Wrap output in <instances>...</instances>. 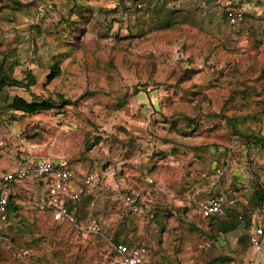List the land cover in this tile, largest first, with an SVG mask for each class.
Segmentation results:
<instances>
[{
    "label": "rangeland",
    "instance_id": "obj_1",
    "mask_svg": "<svg viewBox=\"0 0 264 264\" xmlns=\"http://www.w3.org/2000/svg\"><path fill=\"white\" fill-rule=\"evenodd\" d=\"M81 1L74 16L73 0H0V60L18 81L37 77L0 96V176L49 160L100 178L74 209L82 230L41 208L42 182L13 186L21 209L0 236V264H112L125 241L153 264H264L243 240L247 219L264 223L253 207L264 190V0H200L206 16L189 0H146L125 16L124 0ZM242 5L239 24L218 16ZM15 96L65 102L24 116L7 107ZM131 194L148 213L124 204ZM216 196L223 222L238 219L232 232L201 216Z\"/></svg>",
    "mask_w": 264,
    "mask_h": 264
},
{
    "label": "built area",
    "instance_id": "obj_2",
    "mask_svg": "<svg viewBox=\"0 0 264 264\" xmlns=\"http://www.w3.org/2000/svg\"><path fill=\"white\" fill-rule=\"evenodd\" d=\"M246 9H234L229 11L230 24L236 25L244 21ZM79 180L76 172L56 165L52 161H36L27 168H18L0 176V230L8 221V207L12 199V187L25 180L33 179L42 182L40 187L44 189L41 197V208L51 214L55 223H66L75 229L82 230L69 207L81 200L86 191L100 182L99 176L90 172ZM124 204L136 215L148 213L147 206L142 204L137 196L126 195ZM223 198L211 199L201 204V215L210 217L223 214ZM256 226V227H255ZM90 233L99 234L100 227L92 222L87 227ZM250 246L260 254L264 251V223L255 222L249 235ZM114 258L112 264H151L149 251L145 247L130 248L124 244L114 246ZM256 264V263H253Z\"/></svg>",
    "mask_w": 264,
    "mask_h": 264
},
{
    "label": "trees",
    "instance_id": "obj_3",
    "mask_svg": "<svg viewBox=\"0 0 264 264\" xmlns=\"http://www.w3.org/2000/svg\"><path fill=\"white\" fill-rule=\"evenodd\" d=\"M76 1V5L73 6V8L75 7L76 10L78 9V13H75L74 16H82V1L81 0H73ZM150 1L149 3V8H167V7H171L173 2L176 1H182V0H148ZM191 5L196 8L197 12L200 15H207L209 13H211L212 11V7H210V3L207 2H201L200 0H189ZM254 0H250V2H252ZM135 4H132V2L130 1H126L124 0L122 2V4H120L119 7H123L120 8L118 12H122V15L125 16L126 12H128L129 10H135L136 12H142L145 7H146V0H136ZM134 5V6H133ZM118 7V8H119ZM73 8L71 10H73ZM242 8V6H239L237 9ZM234 10V9H233ZM231 10H222L219 12L218 16H222L223 19H225L227 22H229L228 19V13ZM71 12H69L68 14H70ZM215 14V13H214ZM247 13L244 14V20L247 17ZM69 16V15H68ZM169 21H166V24H168ZM6 65H7V61L5 59L0 60V96L6 91L7 88H11V87H16V88H23L26 91H30L31 87L35 86L37 84V77L35 76V74H33L31 71L26 73V77L24 80L22 81H18L16 79L13 78V73H11L10 71L7 72L6 70ZM60 72H61V67H60V62H57L55 65H53L51 67V72L50 75L48 76V80L49 81H53L55 80L58 76H60ZM64 99L60 98V101H54V100H50V99H39V98H34L33 101H28L25 98L19 97V96H15L13 98H9L6 101L7 107H9V109L12 112H18L21 113L22 115H36L42 112H48V111H52L59 106L58 103H64ZM261 142L264 143V140H262ZM64 168H67V165H61ZM71 170V169H70ZM73 171V170H72ZM133 195V194H131ZM224 196H216L213 197L212 199H217V198H223ZM18 198L17 195H12V199L11 202L9 204L8 207V212H9V217H8V221L7 224L5 226H2L1 230H0V236L1 234L4 233V231L11 229V224L13 223L14 219H16L15 217L19 216V211H20V206L15 202V199ZM83 198V196H82ZM82 198L80 201L73 203L70 205L69 210L70 213L73 214L76 222L78 223L79 226H81V220L82 218H80L79 214H75L74 213V209H79L80 207L82 208ZM211 200V199H210ZM209 201V200H208ZM226 199L223 198V214H221L220 216L215 215V216H210V217H203L202 218L204 220H208L211 222V224H215L218 225V227H220V233H229L234 231L237 227H238V219L237 217L231 218L229 215L228 217H230V221L229 222H223V218L227 215V209H226ZM206 202V201H205ZM253 207L255 210H260V209H264V190H260L259 192H257V194L255 195V198H253ZM246 220V219H245ZM247 234L246 236L243 238L247 239V242L249 243V235L250 232L252 231L255 222H257L256 220H252L251 218L247 219ZM60 224H64V223H60ZM101 229V227H100ZM124 244H126L128 247L133 248L135 247L132 243L125 241L123 242ZM122 243V244H123ZM250 246V244H249ZM151 264L152 261H150Z\"/></svg>",
    "mask_w": 264,
    "mask_h": 264
},
{
    "label": "crops",
    "instance_id": "obj_4",
    "mask_svg": "<svg viewBox=\"0 0 264 264\" xmlns=\"http://www.w3.org/2000/svg\"><path fill=\"white\" fill-rule=\"evenodd\" d=\"M254 1H260V0H254ZM242 7H244V9H246V10H247V8H248V6H247V5H242ZM75 210H77V211H78V209H75Z\"/></svg>",
    "mask_w": 264,
    "mask_h": 264
},
{
    "label": "water",
    "instance_id": "obj_5",
    "mask_svg": "<svg viewBox=\"0 0 264 264\" xmlns=\"http://www.w3.org/2000/svg\"><path fill=\"white\" fill-rule=\"evenodd\" d=\"M256 227V226H255Z\"/></svg>",
    "mask_w": 264,
    "mask_h": 264
}]
</instances>
